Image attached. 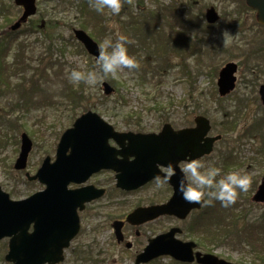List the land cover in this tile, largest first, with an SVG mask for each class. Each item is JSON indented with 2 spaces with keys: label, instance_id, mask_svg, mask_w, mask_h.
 Masks as SVG:
<instances>
[{
  "label": "rangeland",
  "instance_id": "rangeland-1",
  "mask_svg": "<svg viewBox=\"0 0 264 264\" xmlns=\"http://www.w3.org/2000/svg\"><path fill=\"white\" fill-rule=\"evenodd\" d=\"M74 1L39 0L38 13L30 22H37L39 25L45 23L48 27L51 19H54L50 27L56 28L49 30L53 34L46 30L47 41L39 31L19 32L20 45L15 47L17 64L14 66L18 71V79L11 81L1 91L4 95L14 92L16 95L6 100L0 93V186L12 200L28 198L45 188L39 182H29L25 173L14 169L21 134L26 132L34 143L28 160V171L35 174L46 157L49 156L54 161L61 135L72 126L77 117L85 113L82 110L76 111L66 96L69 87L76 86L69 83L67 73L73 68L99 72L96 60L73 37V29L79 28L75 14L68 12L72 10L71 3ZM0 2L3 3L0 10L5 6L9 11L20 14V9L8 1ZM172 4L175 5L172 13L157 9ZM211 6L219 12L221 20L209 27L204 14ZM242 8H245L244 3L239 0H126L119 15H112L106 9L101 16L102 20L107 19L109 23L104 25L102 22L100 28L90 25L85 31L96 35L94 39L99 45L114 40L117 33L125 34L134 39L135 43L132 45L139 42L144 46L141 55L149 56V61L153 57L150 51L155 52L154 41L158 45L157 38L161 36V40L164 39L170 46V53L167 55L168 73L146 83L133 73L134 70L125 69L115 77L102 76L94 86L85 84V96L93 105L90 110L97 112L121 131L135 130L129 124L138 117L143 122L141 131L151 132L159 131L162 122L171 119V113H177L178 123L182 118H193L197 113L206 116L212 124L211 135L223 136L215 145L207 166L220 167L223 172L243 169L251 176V185L247 192L240 194L236 207L232 205L225 208L216 202L212 204L216 207L220 221L214 227L210 226V231L203 234H206L205 239L199 241L212 254L228 262L259 264V253L253 251L251 240L258 238L259 243L264 242V204H255L251 198L264 179V111L255 104L259 87L264 84V47H261L264 46V30L255 26L252 13L247 8L240 14ZM147 9L159 11L161 19L155 29L149 30V40H144L138 35L145 28L138 11ZM145 22H148L147 18ZM28 24L23 29L29 27ZM52 41L59 47L52 48ZM139 53L131 55L136 57ZM231 61L236 62L239 67L237 87L229 96L219 98L218 74ZM182 66L186 70H182ZM5 67L10 72L5 76H10L12 65L5 64ZM258 70L261 71L255 73ZM21 72H24L23 76ZM163 73L165 72L161 74ZM22 77L27 78V82L20 87ZM112 79L119 81L120 92L106 97L101 84L107 81L113 85ZM259 81L261 84L256 85ZM120 96H124L126 102ZM152 98H159L164 117L153 109L157 104L152 103ZM13 102L17 105L14 113L10 105ZM81 108L84 110V107ZM184 112L189 115L184 116ZM224 121L231 123L233 126H229L234 128L226 131ZM254 123L256 125L251 130ZM241 135L245 138L241 139ZM228 150L238 158V165L231 164L228 169L223 170L220 161ZM157 189L156 186H148L145 191L126 198L116 191L115 201L129 202L132 205L160 202L166 195H156ZM169 221L171 220H162L156 229L166 230L170 226ZM182 239H188L187 235L182 236ZM82 240L78 238L73 246ZM110 242L109 231L103 234L101 230L95 234L91 260L97 262L90 261L88 264H131L132 254L115 251ZM0 244L5 248L8 239L0 241ZM1 249L0 246V258H3L6 249ZM67 260L66 264H70L71 259ZM170 262V258H164L155 264H171Z\"/></svg>",
  "mask_w": 264,
  "mask_h": 264
},
{
  "label": "water",
  "instance_id": "water-1",
  "mask_svg": "<svg viewBox=\"0 0 264 264\" xmlns=\"http://www.w3.org/2000/svg\"><path fill=\"white\" fill-rule=\"evenodd\" d=\"M247 5L258 11L257 20L264 25V0H245ZM16 5L23 8L24 13L13 26V30L21 27L28 18L37 12L36 0H16ZM206 20L213 25L218 22L219 15L214 7L206 12ZM76 39L81 42L87 52L97 57L99 46L84 31H74ZM237 65L228 63L220 72L218 88L221 96L230 94L236 86ZM106 95L114 93V89L103 83ZM264 103V86L260 91ZM210 123L204 117L196 118V127L175 132L171 125H165L158 135H135L133 133L115 132L99 115L93 112L81 116L72 129L67 131L58 146L57 159L51 164L47 158L37 174L26 177L29 181L39 180L46 186L42 192L20 201H12L0 187V240L9 238V252L5 260L11 264H60L64 260V250L79 232L77 209H83L86 202L98 198L103 191L96 190L86 193L82 190L70 191L71 183H83L88 177L101 168H108L101 149L113 138L122 146L129 141V152L123 161H112L117 176V186L124 190L137 189L153 179L158 174L157 165L167 164L169 161H184L210 154L214 143L220 136L207 137ZM21 153L16 162L17 170H25L29 154L32 150V141L27 134L21 137ZM70 155H67L68 151ZM127 157H134L135 161L124 162ZM128 164L122 168L121 165ZM86 174V171L92 169ZM174 178V177H173ZM175 188L172 199L163 205L149 208H140L128 217L132 224H140L153 220L162 215H174L181 219L195 208L198 203L187 202L178 191V181L172 179ZM254 201L264 202V183L254 196ZM117 226V225H116ZM31 227L33 228L30 233ZM178 231L150 240L136 260V264H146L160 256H170L181 263L198 264H232L219 259L214 255H194V243H183L175 238Z\"/></svg>",
  "mask_w": 264,
  "mask_h": 264
},
{
  "label": "flooded vegetation",
  "instance_id": "flooded-vegetation-1",
  "mask_svg": "<svg viewBox=\"0 0 264 264\" xmlns=\"http://www.w3.org/2000/svg\"><path fill=\"white\" fill-rule=\"evenodd\" d=\"M12 5L14 4L15 0H6ZM39 2V0H37ZM46 1V0H44ZM242 1V0H239ZM242 2L245 3L243 0ZM3 3L0 2V5ZM15 6V5H13ZM245 6V5H244ZM20 9L21 8L17 7ZM245 8H247L245 6ZM245 8H242L240 10V13L245 11ZM236 13H238V9L236 8ZM250 13H252V18L254 19L255 26L259 27L261 30H264L263 25H260L257 22V15L258 11L252 10L249 7L246 9ZM245 16V14H244ZM19 18V14L13 13V11H9V9L2 7L0 10V93L3 88L8 87V84L18 79V71H16L14 66H16V54H15V47L18 48L19 46V30L14 31L12 29V24L15 20ZM255 26L254 29H255ZM260 32V31H259ZM262 48L264 46H261ZM5 64H11L12 65V72L10 76H5V74L10 73L8 72V69H6ZM261 70L255 71V73L260 72ZM260 82V81H259ZM261 84L260 83H256ZM264 85L261 84L260 87ZM237 87V86H236ZM259 87V88H260ZM2 94V98L7 100L8 97H13L16 95V93L6 95ZM2 100V99H1ZM256 106L261 104V99L259 97V90L258 94L255 98ZM12 105V113H14L17 109V105L13 102L10 103ZM10 106L7 108L9 110ZM260 110L264 111L263 105L258 107ZM76 111L82 110L81 112L85 111L81 108H75ZM225 111H228L226 109ZM184 112V116L189 115ZM227 113L225 112V115ZM177 113H171V119H169L171 126L175 131H180L184 129H190L195 127V118L193 114V118L191 116H186L181 119V122L178 123V119L176 117ZM228 115V114H227ZM226 118V116H225ZM77 119V118H76ZM75 119V120H76ZM226 122V121H224ZM74 124V123H73ZM73 124L70 128L66 129L61 137L73 127ZM159 131H151V132H141V131H134L131 129H124L123 131L119 130L120 132H133L135 134H158L161 132L163 126ZM224 125H227V123H224ZM141 129H143V122H141ZM140 127V126H139ZM138 129V127H137ZM118 131V130H117ZM221 135V134H220ZM211 135V132L209 134ZM222 136V135H221ZM60 137V139H61ZM225 143H228V140L224 141ZM17 144V141L15 142ZM217 144V143H216ZM215 144V145H216ZM57 151V147H56ZM129 150V141L126 140L123 144V146L117 142L115 139L110 138L107 141V144L102 147L101 152L103 158L108 163V168H101L99 171L92 173L88 179L83 183H71L69 185V190L75 191V190H82L86 193H92L96 190L103 191V194L98 197L92 199L90 202H86L83 206V209L78 208L77 209V216L79 220V232L76 235V237L71 241L69 247L64 252V262L62 264L67 263V259H71L70 264H88L90 261L97 262L96 260H91V257L89 255L94 254V250H92V244H94L95 241V234H97L99 231L103 230V234H107L109 231L111 234V245L112 248H114L115 251H118L120 253H128L132 254L131 258V264H135V260L137 256L143 252V250L146 248V246L149 243L150 239L156 238L159 235L166 234L172 230L178 231L176 232V238L182 242H193L195 244L194 253H201L203 255H211L212 251L208 249V247H205L201 244L199 240H204L205 235L207 231H210V217H211V207L210 206H201L195 209H192L188 215L181 219L174 215H162L154 220L147 221L145 223H142L140 225L131 224L127 221V218L130 214L135 212L136 210L140 208H146V207H153V206H159L166 204L171 200L175 193V188L171 184V182L162 187L158 188L156 195L162 196V194H165V198L161 200L160 202L155 203H145V204H136L132 205L129 202H116V191L123 194V197L126 198L129 195H133L139 192L145 191L148 186L155 187V181H151L147 185L138 188L133 191H127L117 188V176L120 174V172L116 171V167L112 165V161L115 160L123 161L124 156L126 153H128ZM215 151V146L213 148V152ZM70 150L67 152V155H70ZM56 156V152H55ZM49 157V156H48ZM51 158V157H50ZM211 159V155L205 156L201 158L205 165L207 166L209 161ZM229 159L233 162H237L238 158L233 155L230 150L227 151L226 156L221 157V161ZM135 161L134 157H127V160L124 162H129L128 164ZM183 162V161H181ZM123 164L120 166V168L128 165ZM94 168L90 169L89 171H86V174H89L92 172ZM173 179L176 181L179 180V172H177V176H175ZM105 200L106 202H102ZM128 208V209H126ZM162 220H171L169 221V227L166 230L158 231L156 229L157 225ZM117 225V226H116ZM183 225V226H182ZM182 226V227H181ZM185 227V229H183ZM187 235L188 239L183 240L182 236ZM82 238L83 240L81 243L76 244L73 246L74 242L77 241V239ZM194 238V239H193ZM69 252V253H68ZM152 264V263H151ZM192 264H195L193 262Z\"/></svg>",
  "mask_w": 264,
  "mask_h": 264
},
{
  "label": "clouds",
  "instance_id": "clouds-1",
  "mask_svg": "<svg viewBox=\"0 0 264 264\" xmlns=\"http://www.w3.org/2000/svg\"><path fill=\"white\" fill-rule=\"evenodd\" d=\"M125 2L126 0H88V5L100 14L107 9L112 15H119ZM224 38L226 44L225 33ZM134 43L131 37L117 33L114 40L99 46L95 62L99 72L96 70L85 72L73 68L67 73L69 83L83 82L88 86H94L102 76L115 77L125 69L128 71L138 69L140 63L129 53L128 48ZM157 167L158 174L153 177L157 188L168 185L179 172L178 191L187 202L198 203L201 206H210L219 201L222 207H230L251 185V176L243 169L223 172L220 167L206 166L197 158L185 159L183 162L169 161L164 165L158 164Z\"/></svg>",
  "mask_w": 264,
  "mask_h": 264
},
{
  "label": "trees",
  "instance_id": "trees-1",
  "mask_svg": "<svg viewBox=\"0 0 264 264\" xmlns=\"http://www.w3.org/2000/svg\"><path fill=\"white\" fill-rule=\"evenodd\" d=\"M71 8L72 10L70 9L68 12L75 14L74 16H76L75 19L78 21L79 27L84 30H87L88 26L90 25L96 28H100L102 27L101 25L102 22L104 23V25L106 24V22H108L107 19L102 20L103 17L101 16V14L97 13L94 9L89 7L88 0H75L73 3H71ZM157 9H161V10L164 9L166 12L172 13L175 10V5L172 4L170 6L159 7ZM138 12L140 13L141 18H142L141 22L144 23V27H145L142 29L141 32L138 33V35L142 37L144 40H149L150 38L149 33H151L149 30L155 29L156 26L158 25V22L161 19L160 13L159 11H150L149 9L145 11L139 10ZM146 18L148 20L147 23L145 22ZM53 21L54 19H51L48 27H47V24L45 23H42L41 25H39L37 22H35L32 24V29H34L35 31H40L46 36H47V31L50 34H53V32L49 31L50 29L54 30L56 28V27H50ZM143 33H147V34H143ZM159 34L161 33L159 32ZM90 35L96 39V35H93V34H90ZM104 35H107V34L105 33ZM157 41H158V45H156L154 41V47H155L154 51L155 52L150 51V54L153 55V57L151 58L152 59L151 61L147 60L149 56L143 57L141 55V51L144 49L143 48L144 46H141L139 42H137L136 45H130V47H128L130 54H137L140 52L139 55L136 56V59L138 61L143 59L144 61L139 62L140 67L134 70L133 73L137 77L145 81L146 83L148 81L152 82V80H154L156 77H160L168 73L167 70L169 66V60L167 58L168 57L167 55L170 53V50H169L170 46L169 44L165 42L164 39L161 40V36L157 38ZM50 45L52 48H55V46L59 47V45L56 44L54 41H52ZM62 49L65 50L66 47ZM182 70H186L185 66H182ZM162 72H165V73L161 74ZM21 80H25L24 77L21 78ZM112 83L115 87L116 93H119L120 92L119 81L112 79ZM85 93H86L85 84L82 82V84L79 83V84H76V86L69 87L66 96L69 99L70 104L73 105V107H84L85 109H90L92 108V106L88 103ZM120 98L122 101L126 102L124 96H120ZM157 106H160V104L157 103ZM218 223H219V220L216 218L214 214H212L211 225L214 227ZM251 241H252L251 247L252 249H254L253 251H257V254L259 253L257 256V259L259 261L261 260L260 262L261 264H264V242L259 243L258 238H254ZM0 260H2V258H0Z\"/></svg>",
  "mask_w": 264,
  "mask_h": 264
}]
</instances>
